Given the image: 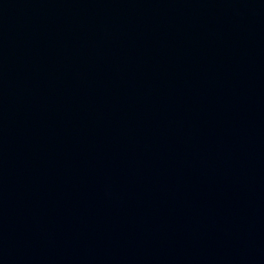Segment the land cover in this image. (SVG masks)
Listing matches in <instances>:
<instances>
[{"label":"water","instance_id":"1","mask_svg":"<svg viewBox=\"0 0 264 264\" xmlns=\"http://www.w3.org/2000/svg\"><path fill=\"white\" fill-rule=\"evenodd\" d=\"M0 264H264V0H0Z\"/></svg>","mask_w":264,"mask_h":264}]
</instances>
